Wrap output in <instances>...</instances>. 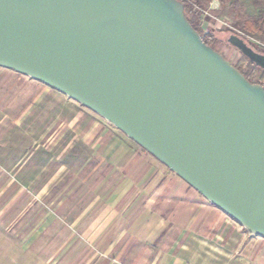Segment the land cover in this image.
<instances>
[{
  "label": "water",
  "instance_id": "1",
  "mask_svg": "<svg viewBox=\"0 0 264 264\" xmlns=\"http://www.w3.org/2000/svg\"><path fill=\"white\" fill-rule=\"evenodd\" d=\"M227 43L264 72V55ZM0 68L91 111L264 239V90L175 0H0Z\"/></svg>",
  "mask_w": 264,
  "mask_h": 264
},
{
  "label": "rangeland",
  "instance_id": "2",
  "mask_svg": "<svg viewBox=\"0 0 264 264\" xmlns=\"http://www.w3.org/2000/svg\"><path fill=\"white\" fill-rule=\"evenodd\" d=\"M200 1L201 28L231 65L242 61L227 43L231 35L264 49V0ZM254 81L264 85L261 73ZM137 152L163 169L91 111L0 68V264H96L103 256L131 255L133 239L118 240V226L133 222L124 215L131 200L109 202L112 191L102 194L101 182L117 177L118 157Z\"/></svg>",
  "mask_w": 264,
  "mask_h": 264
},
{
  "label": "crops",
  "instance_id": "3",
  "mask_svg": "<svg viewBox=\"0 0 264 264\" xmlns=\"http://www.w3.org/2000/svg\"><path fill=\"white\" fill-rule=\"evenodd\" d=\"M135 146L163 169L137 152L131 159L115 160V167L119 169L116 180L102 177V194L112 191L107 197L109 202L110 199L131 200L124 215L133 216V222L118 226V231L123 233L118 240L129 236L134 246L131 255L116 259L103 256L97 263L264 264V239L247 233ZM101 164L108 166L110 161L102 160ZM87 189L93 200L96 196L93 183Z\"/></svg>",
  "mask_w": 264,
  "mask_h": 264
},
{
  "label": "trees",
  "instance_id": "4",
  "mask_svg": "<svg viewBox=\"0 0 264 264\" xmlns=\"http://www.w3.org/2000/svg\"><path fill=\"white\" fill-rule=\"evenodd\" d=\"M175 1L179 2L182 5L186 20L188 21L192 29L199 35V37H201V39L203 40V43L216 52V45L219 42L213 37L212 34L204 33L199 23L200 13L198 9L200 10L203 8L201 1L200 0H182V1L175 0ZM256 24L259 27L261 26V22H258ZM245 25L249 27L252 26L248 22H246ZM259 30L262 32L260 28ZM253 50L256 52L258 51L261 54H264L263 48L259 50L253 48ZM244 63H245V66H243ZM234 67L245 77V79L248 82L258 85L264 90V85L262 84V81H254L255 75L257 73H261L262 76L264 77V72L262 70L257 68L254 64H252L250 61H248L243 56H242V61L239 63V65L234 66Z\"/></svg>",
  "mask_w": 264,
  "mask_h": 264
}]
</instances>
